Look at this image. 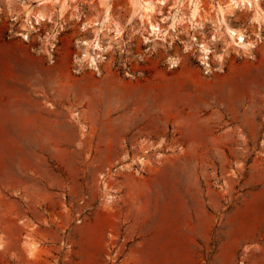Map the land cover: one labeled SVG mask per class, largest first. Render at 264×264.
Here are the masks:
<instances>
[{
	"label": "rangeland",
	"instance_id": "rangeland-1",
	"mask_svg": "<svg viewBox=\"0 0 264 264\" xmlns=\"http://www.w3.org/2000/svg\"><path fill=\"white\" fill-rule=\"evenodd\" d=\"M159 1L0 0V264H264V13Z\"/></svg>",
	"mask_w": 264,
	"mask_h": 264
},
{
	"label": "bare ground",
	"instance_id": "bare-ground-1",
	"mask_svg": "<svg viewBox=\"0 0 264 264\" xmlns=\"http://www.w3.org/2000/svg\"><path fill=\"white\" fill-rule=\"evenodd\" d=\"M189 1L191 4L190 5L191 8H190V12H189L190 13L189 19H190V21H192L193 19H195L194 17L196 16V13L198 11L197 10L198 9L197 8L198 7L197 6L198 0H189ZM159 2L164 3V0H160ZM41 3H43V1L40 2L39 4H41ZM229 5H233L234 7L235 6H243V5L253 7L255 10V14L257 16H262V14L264 13V11L260 10L258 7V0H229L228 5H226V6H229ZM226 6H222L219 3L216 5V11H217L218 17L220 19L223 16V13H224ZM140 7L146 13V15L151 13L153 10V6L151 4H149L148 1L147 2L144 1V3H140ZM149 16L150 15H147V18H146L147 30H148L149 34L153 35L154 37L161 36L163 33H162V29H161L162 27L160 25V22L152 21ZM33 19L36 22H39V21L43 20V14H41L40 11H38L37 13L30 15L28 12L26 15V20L29 23V25H31L30 23H32ZM225 29H226L227 33L229 34L230 38L234 41V43L236 45H238L240 47H244V48L247 47L248 45H252V44H248V42L246 41V35L241 30H238V29L230 27V26H226ZM84 43H87V41H84ZM93 48L100 49V50L103 49L101 47V45L98 42H96V40L93 41ZM201 49L204 50V52H206V53L208 52V48L206 46L202 45ZM88 58L90 59L91 64L95 61V57L92 56L91 54H88ZM198 116H200V113Z\"/></svg>",
	"mask_w": 264,
	"mask_h": 264
},
{
	"label": "crops",
	"instance_id": "crops-1",
	"mask_svg": "<svg viewBox=\"0 0 264 264\" xmlns=\"http://www.w3.org/2000/svg\"><path fill=\"white\" fill-rule=\"evenodd\" d=\"M110 1H113V0H110ZM125 1H127V0H125ZM140 3H142V2H139V5H140ZM42 4V3H41ZM135 6H134V9H137L138 7H139V5H137V3L135 2ZM13 7H15V5L13 6ZM128 10H129V15H130V12H131V10H132V7L131 6H129L128 7ZM40 11V13L41 14H43V20H46V19H51V18H53L54 17V12L52 11V10H50V9H42V10H39ZM116 12H115V14L116 13H121L120 11H118V10H115ZM98 13H99V11L98 10H87V12L84 14V17L85 18H87V17H92V18H96L97 16H98ZM109 15H110V12H109ZM108 17V16H107ZM106 18V15L104 14L103 15V19H105ZM128 18V17H127ZM107 21H105V22H109V20H110V18H108V19H106ZM88 24V23H87Z\"/></svg>",
	"mask_w": 264,
	"mask_h": 264
}]
</instances>
